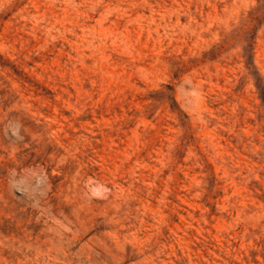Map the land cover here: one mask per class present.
<instances>
[{
  "label": "rangeland",
  "instance_id": "374dc122",
  "mask_svg": "<svg viewBox=\"0 0 264 264\" xmlns=\"http://www.w3.org/2000/svg\"><path fill=\"white\" fill-rule=\"evenodd\" d=\"M0 264H264V0H0Z\"/></svg>",
  "mask_w": 264,
  "mask_h": 264
}]
</instances>
